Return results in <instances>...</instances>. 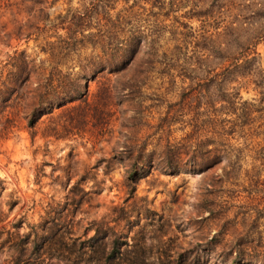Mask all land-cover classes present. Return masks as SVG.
<instances>
[{
  "label": "rangeland",
  "instance_id": "rangeland-1",
  "mask_svg": "<svg viewBox=\"0 0 264 264\" xmlns=\"http://www.w3.org/2000/svg\"><path fill=\"white\" fill-rule=\"evenodd\" d=\"M42 1L0 4V264H76L50 230L102 221L143 264H264V0ZM188 135L214 161L166 172Z\"/></svg>",
  "mask_w": 264,
  "mask_h": 264
},
{
  "label": "trees",
  "instance_id": "trees-1",
  "mask_svg": "<svg viewBox=\"0 0 264 264\" xmlns=\"http://www.w3.org/2000/svg\"><path fill=\"white\" fill-rule=\"evenodd\" d=\"M21 5L29 4V11H32L37 6H40L43 4L42 0H20ZM1 6L3 8L10 7V0H0ZM39 11H43V9H39ZM242 66L238 63H234V65H231L228 70L231 69V71H237ZM110 95V89L108 87H101L99 92V97L103 99L105 102L102 105L103 107L107 106L106 98ZM64 100V99H62ZM227 104L231 105L229 100L225 101ZM97 114V112H96ZM41 117V113L39 112L37 116L34 118V122L32 120L29 121V125L33 126L39 118ZM191 135L186 136L184 138L183 146L180 147H172L170 145H167L164 150L160 153L159 156V164H161L165 171L171 174L180 173L182 170V166L186 164V162H189V164L193 166H203L202 164H208L212 163L214 161L212 156V152L207 151L206 156L203 157L202 153L200 151H193L188 152L186 150V143H188L191 139ZM186 159H184L185 157ZM134 163L132 164L129 171H127L126 175V187L129 190L128 195L130 197L133 196V193L135 191V184L139 179H141L142 175L146 172H148V168L145 170L144 166H141L142 163H138V159H133ZM200 160V161H199ZM206 160V161H205ZM205 162V163H198V162ZM140 164V165H139ZM199 164V165H198ZM150 166V165H149ZM153 166V163H152ZM209 168H211L213 165H208ZM138 167V168H137ZM205 168V167H204ZM127 213L124 212L123 208H113L112 210V216L113 217L112 222L120 223V221L125 220L128 221V217L126 216ZM125 215V216H124ZM1 222V221H0ZM95 227L94 229V235L87 240V248L86 250L82 251L81 253H72L71 251H67L64 249L66 245H64V235L58 234L56 232H53V230H50L49 237L50 238H56L55 239V247L57 252L56 258H65L72 260L74 263H81V262H101L103 264H143V260L140 256L137 255V252H132L129 250V248H132L133 246L129 244L127 241L126 235H123L119 231H115V227L108 226L107 223H104L103 221L99 224L93 223ZM58 234V235H57ZM22 241V240H21ZM23 243H25V240L23 239ZM23 245V244H21ZM20 246V245H16ZM48 256H52L51 254H48ZM254 258V257H253ZM30 264V263H28Z\"/></svg>",
  "mask_w": 264,
  "mask_h": 264
}]
</instances>
